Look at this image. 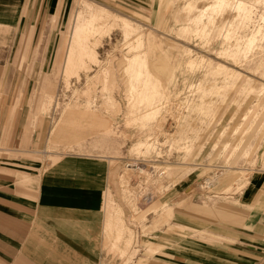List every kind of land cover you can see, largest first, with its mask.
I'll return each mask as SVG.
<instances>
[{
  "label": "rangeland",
  "instance_id": "374dc122",
  "mask_svg": "<svg viewBox=\"0 0 264 264\" xmlns=\"http://www.w3.org/2000/svg\"><path fill=\"white\" fill-rule=\"evenodd\" d=\"M76 1L7 9L0 161L37 160L42 170L56 155L113 156L107 192L124 234L112 249L115 229L106 231L101 264H203L199 251L234 243L235 226L264 212L239 200L245 177L264 176V0H167L166 9L165 0H91L138 26L92 27L66 76ZM153 48L158 65L142 55ZM180 129L186 145L174 141ZM226 177L229 187L206 188Z\"/></svg>",
  "mask_w": 264,
  "mask_h": 264
},
{
  "label": "crops",
  "instance_id": "0c3cea01",
  "mask_svg": "<svg viewBox=\"0 0 264 264\" xmlns=\"http://www.w3.org/2000/svg\"><path fill=\"white\" fill-rule=\"evenodd\" d=\"M54 1L47 0L49 9H52ZM76 3V12L68 17L71 35L63 56L66 76L71 50L83 48L81 38L86 37L92 27L94 31L103 33L113 25L120 24L126 34L138 26L129 17L91 0H77ZM166 4L167 0L163 6L165 9ZM23 7L22 0H0V27L6 25L7 9L21 16ZM172 11L175 20L178 13L174 9ZM65 14L67 16V12ZM163 25H166L165 17H162ZM89 40L91 47L96 48V37ZM59 48L60 45L54 62L58 59ZM156 53L154 48L152 51H142L148 63L158 65L150 61V57L153 58ZM181 134L180 129L174 141L186 145V139L191 136L182 137ZM112 158L101 153L56 155L54 159L47 160L49 163L42 170L37 160H1L0 264H101V258L105 255V233H112L113 229L115 233L110 247L121 249L124 227L121 222L114 221L112 197L107 192L113 178ZM187 168L184 170L187 171ZM226 171L233 172L231 169ZM228 177L217 184L207 182L206 188L229 187L231 183L225 184ZM206 180L210 181L211 178ZM242 183L239 200L251 207L262 206L264 176L245 177ZM157 207L155 205L152 209ZM255 211L251 218L235 226L234 230L239 233L237 241L232 244H210L211 248L199 251L207 259L203 264H215L214 259L219 261L218 264H264V212Z\"/></svg>",
  "mask_w": 264,
  "mask_h": 264
},
{
  "label": "bare ground",
  "instance_id": "6f19581e",
  "mask_svg": "<svg viewBox=\"0 0 264 264\" xmlns=\"http://www.w3.org/2000/svg\"><path fill=\"white\" fill-rule=\"evenodd\" d=\"M80 15V14H79ZM84 20V19H83ZM83 20H82V22H83ZM76 23H77V20H76ZM90 23V22H89ZM86 24H88V23H86ZM82 25V24H81ZM81 25H79V27H81ZM78 26V25H77ZM87 26V25H86ZM88 26H90V25H88ZM92 26V25H91ZM78 28V27H77ZM76 29V28H75ZM87 30H89V29H87ZM80 32H82V31H80ZM84 32V31H83ZM89 32V31H88ZM79 35H80V33H79ZM82 36V35H81ZM78 37V36H77ZM70 55H71V52H70ZM71 57V56H70ZM70 60V59H69ZM130 169H132V170H138L139 169V166H138V164H134V163H130V167H129ZM139 171V170H138ZM229 178H231V176L229 177Z\"/></svg>",
  "mask_w": 264,
  "mask_h": 264
},
{
  "label": "built area",
  "instance_id": "2783aa9c",
  "mask_svg": "<svg viewBox=\"0 0 264 264\" xmlns=\"http://www.w3.org/2000/svg\"><path fill=\"white\" fill-rule=\"evenodd\" d=\"M126 167H127V168H129V167H130V162H128V163L126 164Z\"/></svg>",
  "mask_w": 264,
  "mask_h": 264
}]
</instances>
